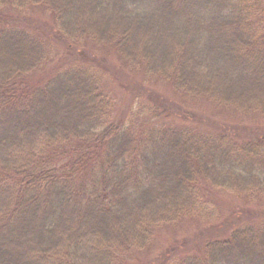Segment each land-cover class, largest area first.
Instances as JSON below:
<instances>
[{"label": "trees", "instance_id": "16d2710c", "mask_svg": "<svg viewBox=\"0 0 264 264\" xmlns=\"http://www.w3.org/2000/svg\"><path fill=\"white\" fill-rule=\"evenodd\" d=\"M4 7L41 8L66 42L109 44L127 67L187 100L264 117V0H0V14ZM16 22L0 20V264H134L160 225L194 216L214 225L205 188L248 206L212 226L197 252L165 249L156 262L264 264V210L249 205L264 206V136L237 140L151 117L117 122L101 77L83 64L25 88L48 53Z\"/></svg>", "mask_w": 264, "mask_h": 264}, {"label": "rangeland", "instance_id": "374dc122", "mask_svg": "<svg viewBox=\"0 0 264 264\" xmlns=\"http://www.w3.org/2000/svg\"><path fill=\"white\" fill-rule=\"evenodd\" d=\"M9 8L4 7L0 20L5 21V24L7 22L18 24L16 21L19 19L20 24L29 28L31 33H38L47 46L46 63L27 76L25 88L44 84L70 63L83 64L101 77L102 89L112 99V117L117 122L133 121L141 125L147 124L151 117L152 122L186 123L203 132H225L237 140L264 136V117L259 114L236 115L232 110L218 107L207 99L187 100L163 80H147L140 70L127 67L109 44H96L90 40L79 44L66 42L56 35L52 17L41 8H32L22 13ZM202 191V199L216 217L214 225H209L202 216L160 225L152 241V247L146 252L139 253L135 260L132 259L134 264H159L155 256L165 249L172 251L171 257L197 252L202 247L198 242L214 234L213 230L211 231L212 226L219 224L223 226L222 221L230 219L239 211L237 207L243 209L244 206H248L240 196L224 190L205 188ZM249 205L253 209L264 210V206L259 207L260 205L251 203ZM247 212L242 213V216ZM176 251L179 253L178 256Z\"/></svg>", "mask_w": 264, "mask_h": 264}]
</instances>
